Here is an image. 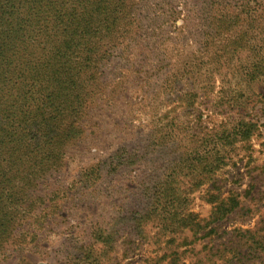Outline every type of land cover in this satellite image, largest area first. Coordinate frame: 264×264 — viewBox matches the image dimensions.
Wrapping results in <instances>:
<instances>
[{
  "label": "rangeland",
  "instance_id": "obj_1",
  "mask_svg": "<svg viewBox=\"0 0 264 264\" xmlns=\"http://www.w3.org/2000/svg\"><path fill=\"white\" fill-rule=\"evenodd\" d=\"M116 1L70 54L73 135L24 141L0 264L189 263L264 213V0ZM219 191L241 205L194 235Z\"/></svg>",
  "mask_w": 264,
  "mask_h": 264
},
{
  "label": "trees",
  "instance_id": "obj_2",
  "mask_svg": "<svg viewBox=\"0 0 264 264\" xmlns=\"http://www.w3.org/2000/svg\"><path fill=\"white\" fill-rule=\"evenodd\" d=\"M121 7L122 2L109 0H0V251L11 240L22 207L17 204L14 190L19 170H13L27 167L23 162L26 154L42 159L35 154L37 148L29 149L32 143L23 148L24 141L29 139L36 144L45 140L47 144L48 140L55 143V149L61 137L73 135L70 120L64 132H57V128L64 119L73 116L68 96L78 73L77 66L70 62L76 36L82 33L86 37L97 18L111 31L118 23L117 12ZM48 151L47 162L54 155L51 148ZM216 188L219 189L215 181L208 190ZM220 194L221 191L207 194V200L213 204L208 217L190 218L188 225L194 235L241 205L239 193L223 198ZM237 234L216 250L207 247L199 251L189 263L182 262L178 251L183 243L176 244L174 240L166 264L263 262L264 213L254 228L239 230ZM104 237L103 234L101 239ZM160 260L153 259L151 264H161Z\"/></svg>",
  "mask_w": 264,
  "mask_h": 264
}]
</instances>
